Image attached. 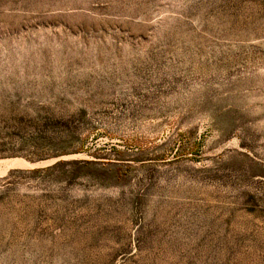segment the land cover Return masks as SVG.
<instances>
[{
    "label": "rangeland",
    "instance_id": "374dc122",
    "mask_svg": "<svg viewBox=\"0 0 264 264\" xmlns=\"http://www.w3.org/2000/svg\"><path fill=\"white\" fill-rule=\"evenodd\" d=\"M0 264H264V0H0Z\"/></svg>",
    "mask_w": 264,
    "mask_h": 264
}]
</instances>
